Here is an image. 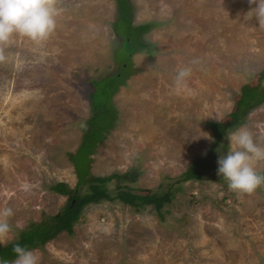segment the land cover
I'll list each match as a JSON object with an SVG mask.
<instances>
[{
    "label": "rangeland",
    "instance_id": "obj_1",
    "mask_svg": "<svg viewBox=\"0 0 264 264\" xmlns=\"http://www.w3.org/2000/svg\"><path fill=\"white\" fill-rule=\"evenodd\" d=\"M130 2L135 25L154 23L143 36L149 47L133 56L137 72L113 97L118 120L90 155L89 171L106 178L138 169L134 182L110 179L111 193L118 182L135 193H174L160 213L119 199L86 205L71 232L33 249L39 264H264V183L237 193L215 181L212 170L179 181L196 159L218 161L228 139L214 146L211 122L227 121L242 87L255 85L264 70V26L252 16L255 4ZM55 5L56 27L45 41L13 34L0 44V208L13 210L0 248L66 208L68 196L52 186L77 184L70 154L89 129L92 80L118 71L116 0ZM127 54L125 44L119 55ZM182 67L191 72L177 89ZM247 119L241 126L264 148V102ZM254 166L264 172V160Z\"/></svg>",
    "mask_w": 264,
    "mask_h": 264
},
{
    "label": "trees",
    "instance_id": "obj_2",
    "mask_svg": "<svg viewBox=\"0 0 264 264\" xmlns=\"http://www.w3.org/2000/svg\"><path fill=\"white\" fill-rule=\"evenodd\" d=\"M118 16L114 22V30L120 38V43L115 48L114 59L118 67L116 73L109 77L92 80L93 90L89 94L91 117L86 122L88 131L85 132L83 142L77 153L70 154V159L75 167L77 184L69 187L66 182H58L52 186V190L58 194L68 196V204L61 214L55 218L47 219L40 223H33L30 229L22 231L19 238L0 248V258L6 259L9 263L14 261L15 253L12 251L14 244H19L29 250L41 248L47 241L54 239L61 231H72L75 221L80 218L83 208L90 203H98L102 200L119 199L122 203L134 207L136 210L142 209L147 205H154L155 209L160 213L161 209L169 201L168 192H152V193H135L118 182L117 190L111 193L106 183L110 179L116 181L128 179L131 182L136 181L135 173L138 169H133L126 173L115 172L109 177H94L89 171L92 159L90 155L96 150L97 146L105 139L107 133L115 127L118 120V112L113 103L114 95L119 88L126 84L128 78L137 72L134 67L133 56L148 49L149 45L145 42L143 36L149 32L154 23H142L135 25L133 22V7L130 0H116ZM124 28V31L121 30ZM127 45L128 54L126 58H121L119 50L122 46ZM264 70L257 78L255 85L246 84L242 87L240 94L236 97V108L229 114L230 118L225 122H211L210 129L214 136V146H220L223 137L227 136L229 131L235 130L243 124L248 123L247 114L254 108L264 102ZM231 129V130H230ZM228 143H223V156L228 150ZM212 152V151H211ZM217 162H210V156L204 159H196L191 167L183 173L180 180L202 179L210 170H212L213 179L224 187L227 182L217 174ZM264 175V172H258ZM84 187H88L87 191L81 192Z\"/></svg>",
    "mask_w": 264,
    "mask_h": 264
},
{
    "label": "clouds",
    "instance_id": "obj_3",
    "mask_svg": "<svg viewBox=\"0 0 264 264\" xmlns=\"http://www.w3.org/2000/svg\"><path fill=\"white\" fill-rule=\"evenodd\" d=\"M251 9L258 25L264 26V0H250ZM58 9L55 0H0V44L10 41L13 34L22 35L35 43L45 41L56 27ZM191 69L179 68L174 83L179 89L190 75ZM228 151L218 158L217 174L230 190L237 193H251L264 183V175L257 172L255 162L264 160V148L253 139L251 131L241 126L227 133ZM24 190L28 185H22ZM13 215L9 207L0 208V244L11 231L8 218ZM16 254L12 264H39V256L19 244H14ZM0 264L9 262L0 258Z\"/></svg>",
    "mask_w": 264,
    "mask_h": 264
}]
</instances>
